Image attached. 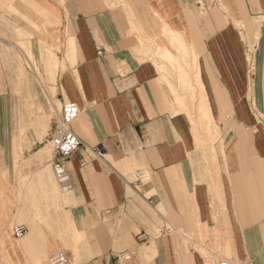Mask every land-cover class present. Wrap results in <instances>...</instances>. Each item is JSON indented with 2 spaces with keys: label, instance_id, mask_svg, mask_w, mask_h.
<instances>
[{
  "label": "crops",
  "instance_id": "0c3cea01",
  "mask_svg": "<svg viewBox=\"0 0 264 264\" xmlns=\"http://www.w3.org/2000/svg\"><path fill=\"white\" fill-rule=\"evenodd\" d=\"M129 1L136 29L124 11L97 0H66L64 7L48 0H0L5 17L16 19L24 32L31 29V17L70 27V60L65 55L64 63L40 37L44 75L30 42L19 45L26 48L32 72L19 63L17 42L5 38L0 44V187L9 188L14 168L28 167L19 165L22 153L45 139L38 125L28 129L23 111L37 105L49 114L46 93L57 89L61 102L74 101L81 110L74 130L83 146L67 162L74 202L67 209L69 237L74 240L73 225L82 256H93L101 238L114 241L94 229L101 217L107 216L108 229L120 226L116 242L132 245L138 234L152 232L147 226H157L147 208L161 207L172 217L179 215L174 224L181 227L194 226L195 220L212 234L219 231L233 263L264 264V0ZM32 21L36 27L40 23ZM164 24L184 37L187 55ZM166 51L173 63L164 58ZM62 64L67 68L60 72ZM42 77L52 84L49 88L40 85ZM188 79L195 85V100L182 85ZM204 95L212 114L209 129L199 111ZM217 129L220 138L208 141ZM97 146L104 148L103 155L93 151ZM138 165L151 178L136 188L128 178ZM23 191L24 201L35 195L34 187ZM27 234L22 243H29L30 235L38 240L35 232L22 236ZM162 241L163 264H184L182 255L172 253L174 236ZM144 244L139 255L148 259L155 247ZM186 258L185 264L208 263L196 250Z\"/></svg>",
  "mask_w": 264,
  "mask_h": 264
},
{
  "label": "rangeland",
  "instance_id": "374dc122",
  "mask_svg": "<svg viewBox=\"0 0 264 264\" xmlns=\"http://www.w3.org/2000/svg\"><path fill=\"white\" fill-rule=\"evenodd\" d=\"M48 1H56V3L62 7H64L66 2V0ZM97 1L104 3L103 5H105V7L124 11L125 15L127 14L126 20L128 22L130 21V25H132V21H136L134 12H131L133 8L131 7V2L129 0ZM2 9H5V7L2 6ZM5 14L6 13L0 9V44L5 43V38L12 39L15 43L17 42L16 44L18 47L16 57L23 68L25 67L28 71H33L29 66L28 59L25 55L26 48L19 45L22 41H26L27 43L30 42L32 45L39 70L43 75L46 73L45 64L40 57V37L45 38V41L49 42L51 50L58 54V57L64 63L70 29L68 23L65 24L61 22L60 24H56L49 18V20H47L46 18L36 19L31 17L32 19H29L31 29H29V32H24L20 28H17L15 23L16 19L5 17ZM33 19L39 20L40 23H37V27L39 25L38 28L34 25V22L32 21ZM43 24H47L44 29L41 26ZM133 29L131 30L132 32H134ZM135 32L137 35H141L140 33L142 31L136 30ZM165 33L163 34L165 35ZM143 36L145 35L142 34V38ZM34 38H38L39 43L33 42ZM144 39L147 42H150L151 40L148 37H145ZM148 54L149 51L142 53V58H146L145 56H148ZM66 56V60L69 61V55L67 54ZM61 66L60 72L67 68V65L65 66L62 64ZM41 80L43 83H39L41 86L43 85L44 88H49L52 85L48 80L45 78L43 79V77ZM194 94H196V92ZM46 95L50 107L49 114L46 115L41 107V109H38L39 106L37 105L33 109L28 108V110L23 111V117H27L26 121L29 123L28 129L30 131L35 130V126L38 125V127L42 129L43 136H45L44 142L41 145L38 144L29 148V150L24 153L25 155L22 153L19 165L26 164L28 167L22 168L16 166V168H14L16 176L13 179L8 178L10 181L8 185L9 188L6 189L0 187V264H35L34 260H40L41 264H51V257L58 252H64L68 256L70 264H85L86 261L90 259L92 262L90 264H163L165 263L166 258L163 257L165 253V245L162 240L166 238L167 234L174 236L175 249L172 253L179 256L182 255L184 264L187 259L186 257L192 255L194 250L200 252L204 259H207V264H216L220 260H227L230 264H235L225 252L226 242L224 236L220 234L219 231L212 234L211 232H208V230H205L204 227L198 225L195 220L193 224L194 226L181 227L178 223L174 224L175 222H180V216L176 215V218L172 217L169 210L161 207L158 208V211H155L152 208H147L149 209L148 212L151 218L149 220H152L153 217L157 226H147V228L152 229V232H149L147 229L146 233L143 231V233L135 236V239H133L134 245H120L118 240L116 242L115 238H117L116 235L120 226L117 225L115 228L108 229L103 224L107 223V216L105 215L101 217L99 224L96 225L94 229H99L103 233L102 236L105 238L112 237L114 241L106 243L105 241H102L101 238L98 240L99 248L95 251L93 256H82L85 251L83 248L78 249L76 247V244L79 243L74 241L76 236L72 224L71 237H73V241L70 240V231H68L70 228V219L72 217L70 216L67 207L74 203L71 200L72 190H62L55 178L52 168L54 156L53 143L49 138L50 129L58 119L63 103L67 100L63 102L59 100L57 89L54 94L47 92ZM195 99L196 98L192 100ZM199 111L201 113V109ZM17 117L15 115L17 121L20 120V115ZM46 120H48V122L52 120L51 127L50 125H46ZM76 122L77 121H74L73 127ZM202 125L204 126L205 124L202 122ZM208 138V141L212 143L215 142V140H218L220 138L219 130L217 129L214 134L211 133V137ZM43 147L48 150L44 154L45 159L43 156L42 158H38ZM136 168L140 169L145 167L142 165L136 166L132 169L130 178H128V182L137 188L138 185L134 183L135 179H133L135 177L134 171ZM39 179L41 183L37 182ZM31 187L35 188L34 197L30 198V200L27 198V201H24L25 199L23 197L20 199L19 192L24 190L23 193L25 194L27 188L31 190ZM5 189L7 190V193L3 192ZM36 190H38V192H36ZM22 209L26 210V214L29 217L27 215L24 216L22 213L23 211H20ZM6 214H8V216ZM144 221L146 223L148 220L146 221L145 218ZM168 221H172L173 226L171 225L170 227V225L166 223ZM18 224H25L27 229L26 232H35L38 240L32 239L30 235V238L28 239L29 243H22V241L26 240L25 238L29 237V234L22 237H16L13 233V228ZM104 227L106 231L101 229ZM64 237L65 239H63ZM97 238H100L99 235H97ZM146 242L155 247V252L148 259L141 257L138 250V248L144 246V243ZM106 244H109L110 248H101V246ZM128 255L129 258L127 257ZM35 257L36 259H34ZM85 257L88 259L86 258L85 260ZM179 260L182 262L181 258H179ZM100 261L102 262L100 263ZM248 261L252 262L251 259H248ZM238 264H240V262Z\"/></svg>",
  "mask_w": 264,
  "mask_h": 264
},
{
  "label": "built area",
  "instance_id": "2783aa9c",
  "mask_svg": "<svg viewBox=\"0 0 264 264\" xmlns=\"http://www.w3.org/2000/svg\"><path fill=\"white\" fill-rule=\"evenodd\" d=\"M80 114V107L74 101H65L62 105L61 113L50 129L49 138L53 143V164L52 168L56 180L64 191L73 189V181L67 168V162L70 157L81 149L83 146L82 138L73 128L74 120ZM98 155H103L104 148L101 146L94 147L93 150ZM134 183H146L150 178V173L146 168L136 169L134 172ZM24 224L15 225L13 233L16 237H21L26 232ZM51 264H70L68 256L59 252L51 257ZM216 264H230L227 260H220ZM240 264H253L251 261L243 260Z\"/></svg>",
  "mask_w": 264,
  "mask_h": 264
},
{
  "label": "bare ground",
  "instance_id": "6f19581e",
  "mask_svg": "<svg viewBox=\"0 0 264 264\" xmlns=\"http://www.w3.org/2000/svg\"><path fill=\"white\" fill-rule=\"evenodd\" d=\"M123 1V0H122ZM121 1V2H122ZM126 4V3H125ZM127 9V8H126ZM132 12V11H131ZM130 13V12H129ZM127 15V14H126ZM134 17V16H133ZM131 19V18H130ZM139 23V22H138ZM132 27L134 28V29H136V26L132 23ZM141 30V29H140ZM163 30L165 31V32H168V33H170V37H171V41L173 42V43H176L177 44V46L179 47V49H182V53H184V55L186 54H188V52L186 51V46H185V41H184V37H182L180 34H177L176 33V31L175 30H173V29H171L168 25H166V24H164V28H163ZM148 48V47H147ZM145 50H148V49H146L145 48ZM144 50V51H145ZM146 52V51H145ZM193 56H194V59L196 60V58H197V54H195V52H193ZM164 57L165 58H167V59H169L172 63L174 62V57L172 56V54H171V52L170 51H166L165 52V54H164ZM198 80V79H197ZM196 83H198V84H200V81L198 80V81H196ZM182 85H183V87H185V88H188L189 90H190V92L192 93V98H194L195 97V92H194V89H196L194 86H193V84H192V82H190V80L188 79L187 81H183V83H182ZM190 93V94H191ZM201 105H200V109H201V112L203 113V118H204V122H205V124H206V126H207V128L209 129L210 128V124H211V122H212V114H211V112H210V109H209V107H208V104H207V100H206V95H204L203 96V98H202V102L200 103ZM80 114H81V110H80ZM80 114H79V116L74 120V121H77L78 119H79V117H80ZM74 128V127H73ZM76 132V131H75ZM42 151V152H41ZM39 153V155H38V158H42V156H43V158H44V154L46 153V151H48V150H46V148H43L42 150H41ZM46 156V155H45ZM37 159V158H36ZM45 159V158H44ZM46 161V160H45ZM137 169V168H136ZM135 172V171H134ZM149 173H150V171H149ZM133 176V175H132ZM133 178V177H132ZM151 178V177H150ZM133 179H135V177L133 178ZM59 253V252H58ZM64 253V252H63ZM39 264H41V263H39Z\"/></svg>",
  "mask_w": 264,
  "mask_h": 264
}]
</instances>
